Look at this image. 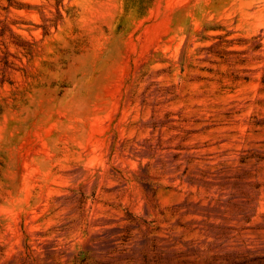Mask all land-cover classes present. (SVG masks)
Instances as JSON below:
<instances>
[{"label":"rangeland","instance_id":"1","mask_svg":"<svg viewBox=\"0 0 264 264\" xmlns=\"http://www.w3.org/2000/svg\"><path fill=\"white\" fill-rule=\"evenodd\" d=\"M0 264H264V0H0Z\"/></svg>","mask_w":264,"mask_h":264},{"label":"bare ground","instance_id":"2","mask_svg":"<svg viewBox=\"0 0 264 264\" xmlns=\"http://www.w3.org/2000/svg\"><path fill=\"white\" fill-rule=\"evenodd\" d=\"M113 219V218H112ZM113 222V221H112ZM113 226V225H112Z\"/></svg>","mask_w":264,"mask_h":264}]
</instances>
